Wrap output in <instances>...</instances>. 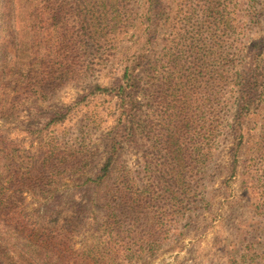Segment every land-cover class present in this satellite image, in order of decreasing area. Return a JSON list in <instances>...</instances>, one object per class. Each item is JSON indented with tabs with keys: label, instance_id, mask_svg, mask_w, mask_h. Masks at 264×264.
<instances>
[{
	"label": "rangeland",
	"instance_id": "rangeland-1",
	"mask_svg": "<svg viewBox=\"0 0 264 264\" xmlns=\"http://www.w3.org/2000/svg\"><path fill=\"white\" fill-rule=\"evenodd\" d=\"M149 1L0 0V98L5 77L20 89L18 97L7 88L0 106V197L62 232L64 248L83 258L120 250L125 264H264V45L237 145L232 73L245 56H231L226 21L234 10L249 45L264 35V0H203L214 6L204 14L201 0H156L163 17L154 32ZM98 10L107 13L97 20ZM215 10L223 26L205 29ZM143 40L133 137L123 133L118 90ZM58 58L79 65H50ZM37 60L47 66L29 71ZM109 157L111 173L97 184ZM11 170L21 174L8 181ZM6 231L4 246H14Z\"/></svg>",
	"mask_w": 264,
	"mask_h": 264
},
{
	"label": "trees",
	"instance_id": "trees-1",
	"mask_svg": "<svg viewBox=\"0 0 264 264\" xmlns=\"http://www.w3.org/2000/svg\"><path fill=\"white\" fill-rule=\"evenodd\" d=\"M214 2H218V0H212V3ZM204 3L205 2L201 0L200 7L202 9L203 14L208 9H211L214 12V6L212 8H208L207 6L204 7ZM233 3L234 0H229L230 7L233 6ZM109 6L110 5L106 6L104 9H109ZM216 11L217 10H215V13H213L215 14L213 15L215 18V22H210L209 26H206L205 29H210L211 26H214L215 29H219L221 26H223V16L221 17L220 14L217 16ZM98 12L99 14L97 20L99 19V17H104L107 13L101 12L100 10H98ZM234 13L235 11L231 10L228 14L229 17H226L228 27L230 28L229 39L233 41V52L231 56L233 54H235V56H245V59L242 61V64H240L239 68L235 66L237 70L232 73V75L235 76V80L239 86L237 111L238 113L232 129L233 133L235 132V140H237V145H239V141L241 140V138H243L241 125L244 119V108L247 104V101H249L245 100V98L247 95H250L251 92H253L254 95H257L258 89L260 87V85L258 84L259 80L257 76L259 75L258 71L260 72L262 69L263 53H259V49H261V47L264 45V35L254 39L251 43H249V45L243 43V41H239V35H237L238 27L235 25V18L233 17ZM144 17L148 19V21L150 22L149 28L152 32H154L159 27L158 23L163 17V9L159 5H156V0L149 1V8ZM205 17L206 16L203 15V18L200 19L202 24H206L207 22ZM40 19L44 20V17L40 16ZM98 23L99 21L96 22L95 26H97ZM203 28L204 27L202 26L201 29L203 30ZM203 34L204 33H201V35ZM41 39L42 41H44L43 36ZM149 43V40H143L141 42V46L138 48L136 54L132 56V58L130 59V64H128L126 67L124 77L120 82L122 85L119 87L118 90V95L120 97V107L124 111V113L120 115V120L124 119L125 116L124 124H126L123 128V133L131 134V136L133 137L135 136V134L138 133V129L140 126L135 121L138 116L136 108L133 110L129 107L131 103H133V101L137 103L136 95L133 96V90L135 88L136 90L139 88V82L136 81V73L140 69H145V61L146 58L149 57ZM238 43H241L240 46H236V44ZM241 52H243V55L241 54ZM58 59V62L52 61L50 62V65L54 66L56 63H58L64 69H68L70 67L76 69L79 65L78 63L72 61L68 62L64 58ZM38 60L36 63L39 62ZM42 60L44 59H41V61ZM42 66L44 68L47 66V64L39 62L37 70L34 66H30L29 71L35 73L39 72V67ZM247 69L250 73V75L248 74L250 79H247V73L245 71ZM15 81H17V78L12 79L10 77H5V83L8 85L5 86L4 84V86H2L1 96L4 97V99L0 98V106L8 105L7 103L9 99L6 89L9 87L11 88L8 89L9 94L15 92L19 97L20 89L17 90L11 87V84ZM105 91H110V89L108 88ZM261 96L262 93L260 92L259 98H261ZM180 98L181 106H186V103L188 101L187 95H182ZM128 125H130V127H128ZM123 133L121 134V132H117L116 135L120 138L123 136ZM112 163V158L109 157L108 160L105 162L104 167L101 169V174L98 176V179L95 180V183L100 184L102 181L106 180V178L111 173ZM8 173V181L13 180L21 174L17 170H11ZM161 173L162 172H159L158 181H161L162 176L165 175V172L162 173L163 175H161ZM29 178L30 177L26 178V180H28ZM177 182V175H175L174 178H172V183L174 184ZM4 200H6V207L4 206L2 211H4L3 215H6L8 220L3 222L2 219V222H0V228L2 225V227L7 230L6 233L8 234L9 240L15 241L16 244H14V246L7 245L5 247L0 237V264H125L123 263L125 261L119 262L121 259H123L119 255L122 252L120 250H92V253H90L86 258H83L82 256L77 254V251L65 249L63 242L65 236L62 232H55V230H50L49 228L45 227L42 223L38 222L37 219H33L31 216H29V214H27V212H25L24 207H22L21 204L12 201V199L8 197L7 199L0 197V201ZM4 242L7 243V239L4 238ZM106 256L115 257L117 259L113 262L105 261L104 257Z\"/></svg>",
	"mask_w": 264,
	"mask_h": 264
}]
</instances>
